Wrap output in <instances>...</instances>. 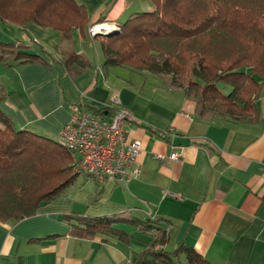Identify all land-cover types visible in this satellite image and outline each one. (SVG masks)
<instances>
[{
  "label": "crops",
  "instance_id": "0c3cea01",
  "mask_svg": "<svg viewBox=\"0 0 264 264\" xmlns=\"http://www.w3.org/2000/svg\"><path fill=\"white\" fill-rule=\"evenodd\" d=\"M75 1L90 15L69 41L84 68L64 67L55 53L57 29L0 23L1 41L24 43L45 60L0 69V83L10 92L0 108L17 128L56 139L73 107L106 116L102 108L117 97L132 116L128 136L141 142L140 173L126 185L77 175L34 215L0 222V264H135L147 238L127 221L149 211L169 223L170 245H188L211 264H264V124L201 119L194 101L159 77L102 65L98 38L87 27L120 25L124 17L151 10L150 0ZM102 217H114L136 238L84 235L75 225Z\"/></svg>",
  "mask_w": 264,
  "mask_h": 264
},
{
  "label": "trees",
  "instance_id": "16d2710c",
  "mask_svg": "<svg viewBox=\"0 0 264 264\" xmlns=\"http://www.w3.org/2000/svg\"><path fill=\"white\" fill-rule=\"evenodd\" d=\"M150 1L151 10L135 12L118 30L94 37L102 65L159 77L164 86L194 101L201 119L264 124V0ZM89 21L88 10L75 0H0L1 24L31 22L59 31L55 53L65 68L86 66L69 41L71 30H83ZM35 62L45 60L24 43L0 40V69ZM225 87H230L227 92ZM9 94L0 83V101ZM76 176L69 152L57 139L17 128L0 108V222L34 215ZM152 214L127 221L147 236L135 264H211L188 245H170L169 223ZM113 219H79L83 225H75L84 235L130 242L134 236Z\"/></svg>",
  "mask_w": 264,
  "mask_h": 264
},
{
  "label": "built area",
  "instance_id": "2783aa9c",
  "mask_svg": "<svg viewBox=\"0 0 264 264\" xmlns=\"http://www.w3.org/2000/svg\"><path fill=\"white\" fill-rule=\"evenodd\" d=\"M119 28L115 22L102 21L89 25L87 32L89 36L104 35ZM102 109L106 116L73 107L56 139L69 152L72 171L77 175H88L101 183L114 178L126 185L140 173L141 142L128 136L125 125L132 116L117 97ZM177 157V153L170 155Z\"/></svg>",
  "mask_w": 264,
  "mask_h": 264
},
{
  "label": "rangeland",
  "instance_id": "374dc122",
  "mask_svg": "<svg viewBox=\"0 0 264 264\" xmlns=\"http://www.w3.org/2000/svg\"><path fill=\"white\" fill-rule=\"evenodd\" d=\"M120 21H121V23H124V22L126 21V17L122 18ZM101 22H102V21L94 22V23L91 24V26H92V25H95L96 23H101ZM119 26H120V25H119ZM87 28H88V27H87ZM99 34H100V33H99ZM96 35H98V34H96ZM96 35H93V36H90V37L94 38ZM218 85H219V84H218ZM263 85H264V84H263ZM229 88H230V87H225L224 91L227 92V91L229 90ZM263 89H264V87H263ZM258 105H259V107L262 106V101H261V99L258 101ZM78 177H80V176L78 175L77 178H78ZM123 229L126 230V231H129V227H126V226H125ZM130 233H131V232H130ZM133 236H134V238H136L135 235H133ZM142 237H143V238H145V237L147 238V236H145V235L142 236Z\"/></svg>",
  "mask_w": 264,
  "mask_h": 264
}]
</instances>
